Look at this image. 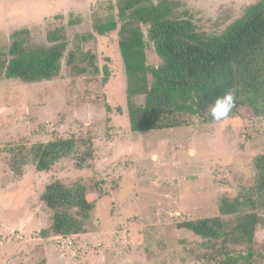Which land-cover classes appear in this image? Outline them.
<instances>
[{
	"label": "rangeland",
	"instance_id": "obj_1",
	"mask_svg": "<svg viewBox=\"0 0 264 264\" xmlns=\"http://www.w3.org/2000/svg\"><path fill=\"white\" fill-rule=\"evenodd\" d=\"M166 1L174 17L218 35L260 0ZM107 2L0 0V51H9L19 28L30 29L29 47L52 45L47 34L60 27L68 42L60 76L33 83L0 78V264H228L225 252L247 254L248 243L204 238L179 224L220 216L221 196L255 182L264 117L241 107L222 122L199 117L187 127L131 131L118 30L99 35L94 28ZM143 31L147 63L162 65L149 26ZM72 52L85 73L68 63ZM134 101L142 104L144 96ZM63 137L77 138L74 150L38 171L28 150ZM15 155L27 163L15 165ZM54 181L86 187L94 205L86 232L41 236L54 215L41 196ZM255 238L251 264H264V225Z\"/></svg>",
	"mask_w": 264,
	"mask_h": 264
},
{
	"label": "trees",
	"instance_id": "obj_2",
	"mask_svg": "<svg viewBox=\"0 0 264 264\" xmlns=\"http://www.w3.org/2000/svg\"><path fill=\"white\" fill-rule=\"evenodd\" d=\"M81 20H71L70 24ZM143 25L149 26V37L163 63H147ZM99 35L118 30L119 45L127 77L129 127L133 132L187 127L195 118L214 121L210 106L218 96L233 92L235 107H241L264 117V0L250 6L245 14L218 35L198 30L190 19L173 16L171 3L162 0H108L106 15L94 25ZM8 52L0 51V78L42 82L60 76L67 48L64 27L47 34L50 46L29 47V28L11 33ZM92 58L94 55L91 56ZM71 53L69 64L75 63ZM73 67L82 74L87 66ZM96 69H98L95 66ZM109 74L105 77L108 81ZM144 96V103L134 101ZM77 144L75 137H63L31 146L28 154L38 171H49L61 158L71 153ZM84 144H87L84 141ZM17 154L22 148L15 149ZM28 156V155H27ZM15 165L27 163L25 158ZM256 179L245 185L234 197L221 196L220 216L189 219L179 224L204 238L235 236L237 242L248 243L247 254L230 255L228 264H251L254 257L255 234L264 225V153L254 159ZM16 167V166H15ZM41 199L54 210L53 223L41 230V236H68L86 232V222L93 210L83 184L67 186L61 181L47 185ZM232 216L226 220L223 216ZM242 261V262H241Z\"/></svg>",
	"mask_w": 264,
	"mask_h": 264
},
{
	"label": "clouds",
	"instance_id": "obj_3",
	"mask_svg": "<svg viewBox=\"0 0 264 264\" xmlns=\"http://www.w3.org/2000/svg\"><path fill=\"white\" fill-rule=\"evenodd\" d=\"M236 104L235 94L231 91L218 96L210 106V113L214 121L222 122L230 117Z\"/></svg>",
	"mask_w": 264,
	"mask_h": 264
}]
</instances>
